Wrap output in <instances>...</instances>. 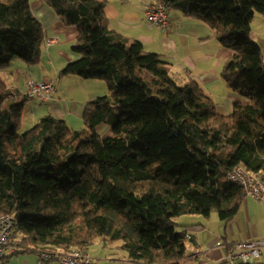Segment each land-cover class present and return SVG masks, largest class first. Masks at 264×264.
<instances>
[{"label": "trees", "instance_id": "obj_1", "mask_svg": "<svg viewBox=\"0 0 264 264\" xmlns=\"http://www.w3.org/2000/svg\"><path fill=\"white\" fill-rule=\"evenodd\" d=\"M44 1L78 29L79 57L60 76L104 80L112 94L86 104L83 129L50 114L20 132L37 97L3 74L15 58L40 64L48 37L30 0H0V214L15 217L16 253L88 250L101 239L121 241L134 262L183 264L189 240L176 218L216 210L231 221L246 194L229 171L264 175V55L249 38L264 0H163L232 50L221 77L248 102L231 115L141 40L117 39L104 1Z\"/></svg>", "mask_w": 264, "mask_h": 264}, {"label": "crops", "instance_id": "obj_2", "mask_svg": "<svg viewBox=\"0 0 264 264\" xmlns=\"http://www.w3.org/2000/svg\"><path fill=\"white\" fill-rule=\"evenodd\" d=\"M101 1L106 4L108 15L105 25L117 39H139L148 51L161 54L171 63L174 73L196 80L216 102L221 114H233L234 103L237 101L248 102L232 91L222 79L223 64L231 56L232 50L224 47L215 31L203 21L188 17L180 9L173 8L168 10L169 25L164 29L156 25L149 26L147 23L146 5L154 4L157 0ZM30 2L34 13L44 25L47 37L55 40L51 43L46 41L44 54L47 52L52 71L42 75L53 78L55 91L47 101L30 98L25 109L32 100L37 99L43 105L37 107L31 104L34 117L51 114L65 119L68 124L71 122L70 118L77 117L82 124L86 104L101 96H111L112 91L104 80L83 79L77 75L60 76L61 69L69 61L79 57L73 50L78 29L69 25L65 17L57 14L44 0ZM250 33H254L252 22ZM21 65L22 61L15 58L10 70L3 75L10 76L11 81L8 82L15 91L26 92L29 81L42 77H26L25 66ZM45 70L50 69L45 67ZM76 107L78 109L74 111ZM108 131L107 126L102 129V133L107 134ZM185 215L186 219L178 223L183 229L178 231L184 232L189 240L190 257L183 264H230L225 257L230 251L238 249L239 242L264 240V205L251 195L245 196L239 212L231 221L220 217V220H213V213L209 217L199 213H194L195 216ZM221 221L226 224L221 225ZM233 221L235 224L231 225L230 231L229 224ZM88 251L92 256V264H142L134 262L126 255L99 256L94 255L90 249ZM7 260L6 264H62L58 260L40 261L39 254L34 251L9 254ZM253 264H264V249Z\"/></svg>", "mask_w": 264, "mask_h": 264}, {"label": "built area", "instance_id": "obj_3", "mask_svg": "<svg viewBox=\"0 0 264 264\" xmlns=\"http://www.w3.org/2000/svg\"><path fill=\"white\" fill-rule=\"evenodd\" d=\"M147 23L149 26H160L167 29L169 25L168 10L163 0L146 5ZM51 43L54 38H48ZM187 74L190 75V72ZM55 91V82L50 76L39 80L29 81L27 92L31 97L47 101ZM228 177L240 184L247 195H251L264 205V175L248 169L244 164L234 166ZM16 221L12 214H0V264L7 263L9 254H14L23 249L21 240L15 232ZM238 249L230 251L225 260L230 264H253L264 249V240L243 241L237 244ZM40 261L58 260L62 264H92V256L88 250L71 248L64 252H40Z\"/></svg>", "mask_w": 264, "mask_h": 264}, {"label": "rangeland", "instance_id": "obj_4", "mask_svg": "<svg viewBox=\"0 0 264 264\" xmlns=\"http://www.w3.org/2000/svg\"><path fill=\"white\" fill-rule=\"evenodd\" d=\"M252 26H253V32L254 33H249V38L252 41H255L256 43H258L260 45V47L262 48L263 51V55H264V16L261 13L256 12L253 20H252ZM145 50L148 52V50L145 48ZM22 61V60H21ZM21 66H25V76L26 77H33V78H37V77H43L42 75L44 73H51L52 69H51V64L50 61L48 60V56H47V52H45L44 56H43V60L40 64L37 65H28L26 64L24 61H22ZM48 67V69H50L49 71L45 70V67ZM4 77L7 79V81H11L10 76L5 74ZM31 104H35L37 107H41L43 104L40 103L37 99L36 100H32L31 103H29L28 108L25 109L24 111V117L22 120V125L20 128V132L26 131L27 129H29L30 127H32L39 118L43 117L45 114H39L37 115V117H34V114L31 112ZM78 108L76 107V109H74V111H76ZM84 114V112H83ZM71 122H69V124L73 127H77V128H85V122L83 119V115H82V124H80L78 122V118L74 117V118H70ZM99 130L102 131V129L105 128L104 124L99 125ZM212 215V219L213 220H220L218 212L216 210H214ZM187 215H183L180 216L179 218H176V221L179 223L183 220L186 219ZM189 216H195L194 214H191ZM204 218V217H203ZM181 220V221H180ZM221 225H223L225 222L221 221ZM216 224V223H215ZM226 224V223H225ZM235 224V221H233L232 223L229 224V229L231 231V225ZM183 229L182 226H179V224L177 225V230H181ZM94 255H99L101 256L103 255H108L109 257H118V256H122V255H126L127 251L124 249V247L122 246V242L121 241H114L113 242H106L104 240H97L95 241L89 248ZM116 255V256H115Z\"/></svg>", "mask_w": 264, "mask_h": 264}]
</instances>
